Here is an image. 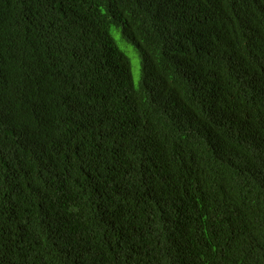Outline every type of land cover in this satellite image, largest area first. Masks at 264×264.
Here are the masks:
<instances>
[{
    "label": "trees",
    "instance_id": "1",
    "mask_svg": "<svg viewBox=\"0 0 264 264\" xmlns=\"http://www.w3.org/2000/svg\"><path fill=\"white\" fill-rule=\"evenodd\" d=\"M0 264H264V0H0Z\"/></svg>",
    "mask_w": 264,
    "mask_h": 264
},
{
    "label": "clouds",
    "instance_id": "2",
    "mask_svg": "<svg viewBox=\"0 0 264 264\" xmlns=\"http://www.w3.org/2000/svg\"><path fill=\"white\" fill-rule=\"evenodd\" d=\"M255 5V1H254ZM249 25V23H247ZM252 29H258V27L253 23L249 25ZM236 88L235 86L228 84L223 89L219 90L216 94H210V106H217L220 105L222 108L231 106L232 99L234 95H236ZM111 220L113 221V225L117 227L116 219L117 215L114 210H112V214L110 215Z\"/></svg>",
    "mask_w": 264,
    "mask_h": 264
},
{
    "label": "rangeland",
    "instance_id": "3",
    "mask_svg": "<svg viewBox=\"0 0 264 264\" xmlns=\"http://www.w3.org/2000/svg\"><path fill=\"white\" fill-rule=\"evenodd\" d=\"M125 54H126V57L129 59L130 63L133 65V72H134V75L137 76V71H138V59H137V56L136 54L131 50H124ZM137 67V69H136ZM135 70V71H134Z\"/></svg>",
    "mask_w": 264,
    "mask_h": 264
}]
</instances>
